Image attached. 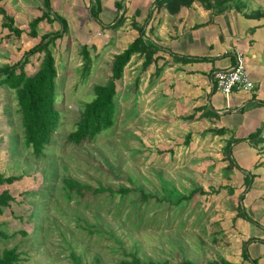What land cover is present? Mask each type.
Here are the masks:
<instances>
[{
  "label": "rangeland",
  "instance_id": "rangeland-1",
  "mask_svg": "<svg viewBox=\"0 0 264 264\" xmlns=\"http://www.w3.org/2000/svg\"><path fill=\"white\" fill-rule=\"evenodd\" d=\"M234 1L240 3L237 11L242 14L255 9L264 12V0ZM92 2L50 0L52 12L64 20L66 30H59L50 44L60 124L42 156L34 157L21 140L14 91L4 88L6 100L0 93V173L21 176L0 185V191L7 189L14 198L0 214V229L8 235L0 240V251L15 246L19 264H74L76 257L80 264H116L129 261L130 253L141 261L165 264L182 259L196 264H252L254 259L264 264V243L259 241L264 235V142L251 145L244 139L253 125L238 128L231 120L184 119L189 113L175 106L173 91L155 85L141 71L140 57L132 56L115 83L113 125L90 141L66 142L82 104L93 96V85L107 80L113 53L126 46L131 37L126 32L133 29L135 20L125 13L120 26L106 28L112 19L110 10L102 7L97 21L88 11ZM0 5L22 30L19 37L6 40L7 31L0 27L3 70L4 62L7 67L22 60L41 35L54 33L59 24L41 21L38 35L32 38L27 23L40 14L42 0H2ZM83 43L90 56L85 76L79 53ZM40 57L39 53L29 55L23 71L33 73ZM249 75L252 81L256 78ZM253 84L256 87L258 81ZM220 128L224 132L213 133ZM185 135H189L187 144ZM230 138L241 139L230 144V153L242 170H224L223 146ZM242 171L254 175L247 186ZM65 177L92 187L130 190L123 196L103 192L78 198L65 191ZM135 185L149 195L141 199ZM192 189L196 190L188 199L175 203ZM238 202L249 220L236 216ZM257 250L262 252L255 255Z\"/></svg>",
  "mask_w": 264,
  "mask_h": 264
},
{
  "label": "trees",
  "instance_id": "trees-1",
  "mask_svg": "<svg viewBox=\"0 0 264 264\" xmlns=\"http://www.w3.org/2000/svg\"><path fill=\"white\" fill-rule=\"evenodd\" d=\"M2 0H0L1 2ZM154 4L157 7H162L170 15H176L179 10L183 7H189L193 2H198L205 10H210L211 14H220L231 8L239 10V4L234 0H154ZM122 0H113V6L116 10L115 15L112 20L109 21L105 27L109 29H115L120 26L125 19V9L119 14L118 11L121 8ZM232 6L234 7H231ZM89 14L95 19L99 20L98 14L100 12V1L93 0L89 7ZM244 17L253 18H264V12L255 9L249 13H243ZM118 17V18H117ZM148 17V16H147ZM57 21L59 24V29L54 33H44L41 35L40 39L35 45L29 47L23 54L22 60L16 61L15 64L11 66H4L3 70H0V85L7 86L14 91V99L16 104V110L19 113V121L22 132V141L24 146L31 148V154L34 157H39L43 155L44 148L49 144L52 135L56 132L60 121L59 113L55 108V83L54 80L57 76L55 60L50 49V44L53 43L55 38L59 35V30L64 33L66 30V24L64 20L52 12L50 8V0H42V8L40 14L32 17L28 23V34L32 38L36 37L37 26L41 21H46L51 23ZM133 29L137 32V35L119 52L112 56L110 62V74L103 84H96L92 87V98L88 102H84L79 110V117L74 123V128L69 131L66 135V142L79 144L83 141L92 140L97 134L102 131L109 129L113 125V99L116 95V81L121 79L124 66L129 61L130 57L137 54L142 58L140 69L144 71L150 65L155 63L159 58L157 54L160 51V47L152 42L151 40L144 37V31L142 25L138 24L135 20L131 21ZM0 27L6 29L7 33L4 35V39L8 40L12 35L19 37L22 30L14 25V19L12 16L8 15L4 8L0 5ZM35 53L41 54L40 60L38 62L37 69L31 73L26 74L23 71L22 66L26 62V58L29 55ZM81 55V73L82 75H87L90 68V56L88 52V47L86 45H81L80 51ZM196 58L189 57H178L173 56L174 61L188 62L195 60ZM199 60V59H197ZM18 65V66H17ZM18 67V71L14 73V69ZM162 68H154V75H157ZM137 84V78L134 81ZM262 101H254L253 99L247 102L239 112L242 110H247L255 105H261ZM201 116H211L218 117L216 113L211 110H205ZM193 115H188L184 119L191 120ZM262 130V132H261ZM224 132L222 128L213 130L214 134H219ZM261 134L259 135V133ZM248 140L251 145L258 142H264V119L262 120L260 126L255 130L251 131L244 138ZM189 141V135H185L184 142L187 144ZM241 139L230 138L227 139L225 145L223 146L224 157L226 161L225 171L236 168L238 170L236 162L231 157L230 144L239 142ZM242 181L247 186L254 175L250 172L242 171ZM21 178L20 175H3L0 173V185L11 184ZM63 186L68 194L74 193L76 197L83 198L86 194L97 195L103 192L108 193L110 196L117 193L120 196L126 195L129 192L127 187H118L117 189H112L110 187H105L102 185H97L95 187L80 183L72 178H63ZM138 189L141 199H145L149 194L144 193L142 188L135 185ZM196 189L190 190L186 195H181L176 198L175 203H179L182 199H188ZM201 191V189H198ZM230 191V190H229ZM243 199V195L240 196V202ZM14 200L13 196L10 195L7 189L0 191V214L4 207L9 206V202ZM236 216L243 219H248L244 209L241 207V203L238 202L235 206ZM254 223L253 221H251ZM264 229V227H263ZM8 235L0 229V240L7 238ZM251 240L247 239L245 241L249 242ZM260 242L264 243V235ZM242 255L247 258L244 254L243 249L241 251ZM19 252L15 246L10 248H3L0 251V264H19ZM129 261H119L116 264H165V261H141L137 258L134 253H130ZM252 264H256L254 259H250ZM74 264H80L78 258L74 259ZM177 264H196L189 260L182 259ZM213 264V263H208ZM220 264H229L222 261Z\"/></svg>",
  "mask_w": 264,
  "mask_h": 264
},
{
  "label": "crops",
  "instance_id": "crops-1",
  "mask_svg": "<svg viewBox=\"0 0 264 264\" xmlns=\"http://www.w3.org/2000/svg\"><path fill=\"white\" fill-rule=\"evenodd\" d=\"M153 1L122 0L121 3L126 15H129V18L134 17L135 21L142 25L144 37L161 49L157 52V61L143 71L147 73V77L152 78L154 84L160 88L171 89L175 96V106L180 112L189 113L185 116L193 115L196 119L193 121L215 118L201 116L205 110H211L217 114L215 120L218 123L231 120L238 128L247 125H253V130L258 128L264 119V19L244 17L234 8L214 15L198 2L181 8L176 15H170L164 8L157 7ZM100 5L99 15L103 11L102 7H106L111 12L106 14H109L110 19L113 18L116 13L113 0H107ZM132 30L126 32V35L131 36L125 42L127 44L137 35V32L134 30L132 33ZM91 44L94 45V41ZM239 54L242 55L249 73L255 74L253 81H258V84L250 92L237 91L225 97L212 89L211 75L217 69L235 65L236 56ZM173 56L196 59L188 62L174 61ZM141 61L142 58H138L139 66ZM7 64L4 62L3 66ZM161 65L159 73L154 75V68ZM14 70L18 71V68ZM4 88L8 89L0 85V93H3L6 100L7 90ZM180 98L184 102L180 101ZM252 99L256 102L262 101V104L239 112V109H243L242 107ZM2 115L0 112V117ZM260 252L262 251L257 250L255 255Z\"/></svg>",
  "mask_w": 264,
  "mask_h": 264
},
{
  "label": "built area",
  "instance_id": "built-area-1",
  "mask_svg": "<svg viewBox=\"0 0 264 264\" xmlns=\"http://www.w3.org/2000/svg\"><path fill=\"white\" fill-rule=\"evenodd\" d=\"M211 87L225 97L232 92H250L254 90L253 81L242 60V55L236 56L235 65L217 69L212 73Z\"/></svg>",
  "mask_w": 264,
  "mask_h": 264
},
{
  "label": "water",
  "instance_id": "water-1",
  "mask_svg": "<svg viewBox=\"0 0 264 264\" xmlns=\"http://www.w3.org/2000/svg\"><path fill=\"white\" fill-rule=\"evenodd\" d=\"M122 13V4H121V8L119 9V11H118V17H119V14H121ZM117 17V18H118Z\"/></svg>",
  "mask_w": 264,
  "mask_h": 264
}]
</instances>
